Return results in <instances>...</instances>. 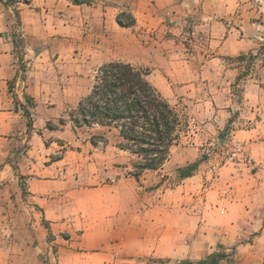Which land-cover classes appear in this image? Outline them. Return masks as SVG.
<instances>
[{
	"label": "rangeland",
	"instance_id": "obj_1",
	"mask_svg": "<svg viewBox=\"0 0 264 264\" xmlns=\"http://www.w3.org/2000/svg\"><path fill=\"white\" fill-rule=\"evenodd\" d=\"M24 3L0 0V13L11 7L13 14L19 15L18 7ZM243 3L241 10L250 17H264V0ZM121 17L129 22L133 15L125 11ZM19 30L16 34L22 43ZM196 41L188 32L187 39L173 44L180 46L171 51L173 56L161 54L159 60L147 59L148 65H135L148 71L151 83L188 119L161 169L147 170L135 178L133 162L137 157L118 147L120 138L115 129L77 127L71 121L70 113L78 105L54 121L37 123L43 126L39 136L34 134L25 144L23 166L17 164L20 179L33 195L35 177L60 180L61 184L56 201L50 205L47 197L51 193L44 191L38 198L27 197L24 203L6 206L0 231L6 234L2 244L9 246H0V264H35V256L47 264H188L214 252L228 254L218 264H264V156L253 152V140L237 135L252 125V119L245 122L244 109L238 107L216 131L210 124V96L214 92L202 84L207 79L201 75L197 80L196 75L200 85L188 90L182 88L186 83L178 80L191 75L168 73L182 61L189 60L191 65V58L200 50ZM261 41L257 54L239 57H248V69L252 67L250 59L264 50V38ZM127 50L121 47L119 52L126 55ZM200 52L198 63L203 64L207 58L205 51ZM100 56L86 67L88 89L98 69L107 63V56ZM55 80L56 75H50L47 81L51 84ZM234 95L235 101L241 102L239 84ZM94 134H104L108 144L98 140L100 143L93 145L90 139ZM35 161L39 162L36 169ZM195 162L199 164L193 175H180V168ZM51 163L56 170L55 166L54 170L44 166ZM36 223L43 226L44 245L48 246H10L35 237ZM211 248L206 256L195 258Z\"/></svg>",
	"mask_w": 264,
	"mask_h": 264
},
{
	"label": "crops",
	"instance_id": "obj_2",
	"mask_svg": "<svg viewBox=\"0 0 264 264\" xmlns=\"http://www.w3.org/2000/svg\"><path fill=\"white\" fill-rule=\"evenodd\" d=\"M244 1L94 0L78 4L72 0H25V5L18 7L19 15L13 14L11 7H4L0 13V218H6V206L11 202L24 203L27 197L38 198L44 191L51 193L48 205L56 201L60 180L35 177V195L28 194L17 164L23 166L25 144L31 142L34 134L35 138L39 136V127L43 126L37 123L54 121L88 94L91 88L85 82L89 62L101 55V59L107 56L106 62L147 64V59L159 60L161 54L173 56L171 51L180 48L173 44L187 39L188 32L195 35L200 50L191 58L190 66L189 60L182 61L181 66L168 73L191 75L192 78L178 80L186 83L182 88L188 90L200 85L195 81L196 75L197 80L201 75L207 79L202 84L214 92L210 96V124L216 131L227 124L238 107L243 108L242 116L248 119L245 122L252 119V125L237 135L253 140L249 141L255 146L251 147L253 152L264 156V50L250 59V69L248 57L239 58L242 54L258 53L264 38V17H250L241 10ZM125 11L135 18L134 25L118 23ZM19 29L21 44L16 34ZM121 47L128 49L126 55L120 54ZM201 50L207 58L203 64L198 63ZM25 64L28 66L24 72ZM50 75H56L58 80L49 84ZM237 84L242 93L238 103L234 99ZM38 164L35 161V169ZM44 166L56 170L55 163ZM35 228V237L10 246H48L44 245L43 226L36 223ZM5 235L0 231V246H9L2 244ZM212 250L195 258L201 259ZM35 264L47 263L35 256Z\"/></svg>",
	"mask_w": 264,
	"mask_h": 264
},
{
	"label": "trees",
	"instance_id": "obj_3",
	"mask_svg": "<svg viewBox=\"0 0 264 264\" xmlns=\"http://www.w3.org/2000/svg\"><path fill=\"white\" fill-rule=\"evenodd\" d=\"M72 1L81 4L90 0ZM117 21L121 26L134 24V18L128 22L119 16ZM17 41L21 43L19 37ZM147 75V70L129 62H107L98 69L90 92L70 113L77 127L115 129L120 138L118 147L137 157L132 173L137 179L147 170H159L164 166L180 132L188 126L187 116L163 96ZM26 112L30 115L28 110ZM32 125L30 120L29 128ZM98 140L104 145L109 142L104 134L92 135L90 142L96 146L100 143ZM198 164L190 163L180 168V175H193ZM227 255L214 252L188 264H218Z\"/></svg>",
	"mask_w": 264,
	"mask_h": 264
}]
</instances>
